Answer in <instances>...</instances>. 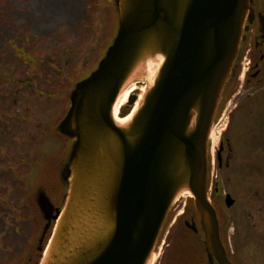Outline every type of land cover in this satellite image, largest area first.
<instances>
[{"label": "water", "instance_id": "95a60500", "mask_svg": "<svg viewBox=\"0 0 264 264\" xmlns=\"http://www.w3.org/2000/svg\"><path fill=\"white\" fill-rule=\"evenodd\" d=\"M254 0H113L117 26L88 76L69 92L56 131L71 144L59 175L62 208L44 191L36 264H148L180 192L193 198L206 255L231 264L207 192V151L223 89L236 74L241 43L258 17ZM160 58V62H158ZM159 63L126 123L118 96ZM137 96L129 95L132 105ZM230 207L233 200L225 197Z\"/></svg>", "mask_w": 264, "mask_h": 264}, {"label": "rangeland", "instance_id": "374dc122", "mask_svg": "<svg viewBox=\"0 0 264 264\" xmlns=\"http://www.w3.org/2000/svg\"><path fill=\"white\" fill-rule=\"evenodd\" d=\"M115 21L109 0H0V264H25L34 247L42 225L31 196L37 184L54 189L52 199L59 196L69 141L54 127L67 109L71 83L94 69ZM23 51L35 61L24 62ZM248 72L250 84L244 85L246 75L240 78L222 103L236 107L227 130L236 151L217 172L221 194L210 198L237 264H264V70L256 79L254 70ZM145 79L138 84L143 90L152 82ZM133 92L138 98L142 93ZM227 192L235 200L229 208ZM183 202L167 220L164 243L170 249Z\"/></svg>", "mask_w": 264, "mask_h": 264}, {"label": "flooded vegetation", "instance_id": "af4514ba", "mask_svg": "<svg viewBox=\"0 0 264 264\" xmlns=\"http://www.w3.org/2000/svg\"><path fill=\"white\" fill-rule=\"evenodd\" d=\"M261 0H256L254 2L255 12L256 14L259 12H263L261 10L260 4ZM257 20H255L252 25H250L249 30L247 32V36H245V40L243 41L240 48V60L244 56L245 49L248 48V56L250 58V68L249 70H254L251 74L252 77H257L260 73L259 68L264 67V39L261 37V33L258 31ZM245 78V86L250 84V77ZM235 80H231L230 83H235ZM229 137L227 134L223 135L222 145L220 149L221 155V164H218V167L221 168L222 165H228L229 161L232 160V149L229 148ZM190 200L185 199L184 207L181 212V216H179L178 222L173 226L174 227V239L175 243L171 245L164 243V233L167 226V222L162 229V233L156 245V252H160L162 250L161 255L156 253V257L153 264H216L213 260L208 262V257L205 254V246L203 244V232L200 230V225L198 223L196 213L194 209L189 206ZM58 203H55L54 206H57ZM174 209L170 210V215L168 216V220L171 218ZM167 237H169V232L166 233ZM169 238L167 239L168 242ZM163 248V249H162ZM182 252H185L184 254ZM180 254L185 256V259H180Z\"/></svg>", "mask_w": 264, "mask_h": 264}, {"label": "bare ground", "instance_id": "6f19581e", "mask_svg": "<svg viewBox=\"0 0 264 264\" xmlns=\"http://www.w3.org/2000/svg\"><path fill=\"white\" fill-rule=\"evenodd\" d=\"M158 62H160V58H159ZM158 65H159V63L154 62L152 60H149L147 62L145 82H147V81L151 82L152 81V79L155 75L154 73L156 72ZM134 89L140 90V92L143 91V87L137 86L135 83H132V84L127 85L126 88L119 95L118 100L114 106V117H113L117 123L121 124V123L127 122L130 119V117L132 116L133 112L135 111L137 103L132 108V111L128 115H126L125 117L118 118V116H117L119 106L123 105L126 102L128 96L132 93V91ZM219 129H220V127L218 126L216 131H215V136L217 135L216 133L218 132L217 130H219ZM53 191H54V189L51 188V192H53ZM183 195H185V194H183Z\"/></svg>", "mask_w": 264, "mask_h": 264}, {"label": "trees", "instance_id": "16d2710c", "mask_svg": "<svg viewBox=\"0 0 264 264\" xmlns=\"http://www.w3.org/2000/svg\"><path fill=\"white\" fill-rule=\"evenodd\" d=\"M26 58H27V57H26L25 51H23V52H22V60H23L24 62H27ZM24 82H27V81H24ZM262 99H263V98H262ZM126 111H127L126 109H122L121 114L124 115V114L126 113ZM228 127H229V126H228Z\"/></svg>", "mask_w": 264, "mask_h": 264}]
</instances>
